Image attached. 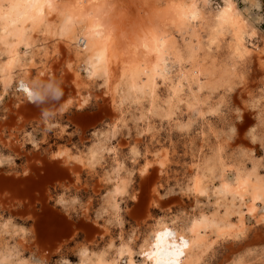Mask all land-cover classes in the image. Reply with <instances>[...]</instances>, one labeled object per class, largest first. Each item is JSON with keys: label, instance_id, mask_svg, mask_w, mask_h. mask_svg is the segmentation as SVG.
Returning <instances> with one entry per match:
<instances>
[{"label": "clouds", "instance_id": "1", "mask_svg": "<svg viewBox=\"0 0 264 264\" xmlns=\"http://www.w3.org/2000/svg\"><path fill=\"white\" fill-rule=\"evenodd\" d=\"M0 264H264V0H0Z\"/></svg>", "mask_w": 264, "mask_h": 264}]
</instances>
